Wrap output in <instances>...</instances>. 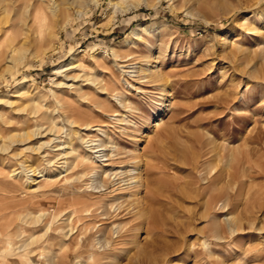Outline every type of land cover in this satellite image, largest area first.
<instances>
[{
  "label": "rangeland",
  "instance_id": "1",
  "mask_svg": "<svg viewBox=\"0 0 264 264\" xmlns=\"http://www.w3.org/2000/svg\"><path fill=\"white\" fill-rule=\"evenodd\" d=\"M70 149L110 161V178L85 171L98 218L81 234ZM137 172L161 234L126 212L132 196H100ZM145 253L264 264V0H0V264Z\"/></svg>",
  "mask_w": 264,
  "mask_h": 264
},
{
  "label": "bare ground",
  "instance_id": "2",
  "mask_svg": "<svg viewBox=\"0 0 264 264\" xmlns=\"http://www.w3.org/2000/svg\"><path fill=\"white\" fill-rule=\"evenodd\" d=\"M44 18L45 17L43 16V19H41V20L44 21ZM147 30L148 29L143 28L140 31L141 32L143 31V33L145 32V34H146ZM137 32H138V30L137 31L135 30V31L132 32V36L135 37L134 40L141 39V35H139ZM124 42L127 43L128 42V39L125 38ZM134 43H135V41H134ZM134 43H133V45H134ZM71 68L72 67H70V68L68 67V68H66V69L64 68V69L65 70H68V69H71ZM65 70H59L58 73H61L63 71L65 72ZM56 72H57V70H56ZM99 152H101V150L93 151L92 154H96V153H99ZM66 155L73 157V161L71 163H69V164L72 165L71 171H72L73 174H71L70 177L68 175V179L70 180L69 181L70 182V187L69 188H71L73 190V192L70 193V197H69V200H68V203H69L68 206H69L70 222H71V225H72V229H74L75 226H77V225L79 226V228H77V231H78V234H81L82 231H83V228H84V223L89 222L90 220H93V219H97L98 218V217H96L97 214H98V212H96L95 209H87L88 207H86V205H84L85 203H83V201L80 200V198L78 197V194H77L78 192L84 191V188H83L84 185H82V181H83V178L88 175V172H85V171H87L89 169H91L92 171H95V173L96 172L98 173V171H99L101 174H104V178H106V177L108 178L109 175L102 168L103 167H110V161H109V156H108V159L104 161V162H108V163L107 164L100 165L99 162L96 161L97 158H100V157H98V156L96 157L95 156L94 159L91 160L88 157L82 156L80 153H78L77 151H74L73 149H70V151L68 152V154L65 153V156ZM93 160H95V161H93ZM145 164L147 165L148 163L146 162ZM69 172H70V170H69ZM130 172L131 171H129V173ZM140 172H137V175H136L137 177L132 178V179H136V181H135L136 183H134V185H132V180L131 179H128V180L123 181L124 183L122 185H120V186H117L116 184L109 185L108 186L107 183H103L102 184V187H103L102 193L99 192L100 193V196H104V197L105 196H108V197L111 196L112 198L114 196H116L117 198L118 197H126V196H130L131 197L132 196L131 198H133V199L131 200V203H132V206L133 207H132L131 210H128L126 212L128 214L129 213L130 214H138V215H136V219H140V220H143L144 219L145 220V225H146V228L145 229L148 231V233L161 234V233H163L162 225L158 223V221H157V219H156V217L154 215V206L159 201L158 194L155 191L149 189L146 186H145L146 189L144 191H142L141 184H140V181H139L140 180L139 176L141 175ZM130 175H131V173H130ZM65 179L67 180V178H65ZM108 183L110 184V182H108ZM119 199H122V198H119ZM141 199H145L146 200V203L148 202L147 203L149 205V208L148 209H142V203L140 202ZM89 202H91V201H89ZM89 207L94 208L92 206H89ZM100 212L102 213V211H100ZM100 212H99V214H100ZM120 214H121V212H120ZM100 215H101L100 216L101 217V220H104L106 222H109L108 224H111V222H113L112 221V218L116 217L117 214L116 215L114 214L113 216H109L108 213H106V214H100ZM106 222H105V224H106ZM101 223L103 224L104 222H101ZM102 224H100V225H102ZM113 228H114V226H112L111 229H113ZM75 237L77 238V236H75ZM73 242L74 241L71 240L70 241V244H72ZM113 247H115V246L113 245ZM154 252H156V251L154 250ZM142 256H143L142 259L144 261L143 262L144 264L146 262H151L152 263V261H151L153 259L152 256H154L152 253H149V254L145 253V254H142ZM154 258H155V256H154Z\"/></svg>",
  "mask_w": 264,
  "mask_h": 264
}]
</instances>
